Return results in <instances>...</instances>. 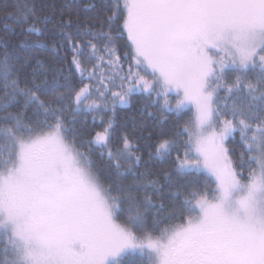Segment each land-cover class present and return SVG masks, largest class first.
Listing matches in <instances>:
<instances>
[{
    "label": "snow or ice",
    "instance_id": "obj_1",
    "mask_svg": "<svg viewBox=\"0 0 264 264\" xmlns=\"http://www.w3.org/2000/svg\"><path fill=\"white\" fill-rule=\"evenodd\" d=\"M10 15L28 24L19 48L30 53L46 47L29 41V33L62 36L81 76L80 58L101 66L98 54L106 53L114 58L109 63L118 61L115 39L126 31L135 65L150 68L153 82L130 66L121 77L123 90L111 93V111L128 105L139 85L155 93L153 104L163 98L161 113L179 116L194 106L195 116L170 134L161 130L150 146L149 161L171 159L175 152L174 170L187 178L177 185L163 172L165 188L136 154L135 122L133 133L122 131L115 147L111 120L84 141L69 124L78 113L100 108L83 103L88 88L77 89L68 77L61 83L62 73L49 81L38 70L40 60L25 71L33 57L20 63L5 42L0 110L7 115L0 136L8 150L0 157V264H125L129 253L138 254V264H264V0H116L102 5L95 24L87 26L69 16L47 27L49 17L29 0ZM226 72L239 75L229 84ZM173 91L180 97L174 105L167 99ZM221 91L227 93L223 103ZM19 96L21 109L8 112ZM68 112L72 119L66 121ZM237 132L242 146L234 163L225 142ZM93 146L117 177L110 183L95 170ZM205 170L215 177L214 191L195 179ZM124 173L132 175L130 183L120 180ZM165 196L173 200L167 209Z\"/></svg>",
    "mask_w": 264,
    "mask_h": 264
},
{
    "label": "trees",
    "instance_id": "obj_2",
    "mask_svg": "<svg viewBox=\"0 0 264 264\" xmlns=\"http://www.w3.org/2000/svg\"><path fill=\"white\" fill-rule=\"evenodd\" d=\"M22 0H0V55L4 52V43H8V51L11 52L13 48L17 50L20 55V63H23L25 55H31L33 58L29 62V66L25 69L27 72L32 71V67L36 65V60L42 62V67L38 70L46 74L47 79L51 81L57 76V73H62L61 83H63L62 77H68L70 82L78 88L87 87L89 90L88 98L83 101L85 105H100L98 110H85L80 112L75 117V125L69 124V127H75L81 134V138L84 141L90 140L93 133L101 131L105 126V123L111 120L114 124L113 141L112 146L115 147L116 141L119 139V135L122 131H127L130 134L133 133V127L135 122V133L131 135V139L134 144L138 145L139 152L137 155H142L144 161H148L151 170L157 173V179L160 184L167 188V182L165 181L162 173L167 172L173 177V181L177 185H183L187 182V178L177 176L174 170V157L175 152L172 153L171 159H161L157 156H153L149 161V152L154 151L153 146L157 140L158 135L163 130L165 133H171L177 129L183 127L184 123L194 118L195 114L192 108H184L180 115L177 116L175 112H163L160 111V106L163 105V98H159L158 104H153L152 101H156L158 98L155 93L149 95L148 91H134L130 95V102L128 105H116L115 113L111 111L112 92H121L123 89L120 87L122 81L121 77L125 76L129 67H132L133 71H139L144 79L150 83L153 82L152 72L143 66L135 65L134 50L131 46V42L127 38L126 31L123 32L119 38L115 39L116 55L119 57L118 61L109 63L114 58L110 57L106 53H99L103 55L104 60L101 66H97L99 61L93 59L88 61L87 58H80L82 60L83 76L71 64L72 51L70 48L63 44L62 36L51 37L48 33L44 35H36L35 33L27 34L29 41L40 40L46 45L43 49H34L30 53L25 49L19 48V43L25 37L21 35L22 29H26L28 24L24 22H17L10 13L16 11L17 5ZM30 3L36 6L37 11L41 16L49 17V24L47 27H51L52 24L57 23L61 19H67L69 16L74 22H79L81 26H87L95 24L97 12L102 5L115 4L116 0H29ZM122 3V0H121ZM122 25V21L119 22ZM37 27L45 28L43 24H37ZM108 26L105 25L103 31H107ZM113 36L116 33L113 32ZM102 43V42H100ZM53 45L56 46L57 51H53ZM97 66V67H94ZM19 67V64H17ZM93 75H89V73ZM238 73L226 72L225 81L231 84L236 79ZM23 75L21 79H23ZM44 77L42 76L41 79ZM102 81V83H101ZM124 87L127 88L128 82L124 81ZM23 87V85H21ZM100 92L104 95L100 96ZM221 102L226 99L227 93L220 92ZM167 99L174 105L176 100L179 99L176 95L169 94ZM18 103H13L8 112L15 113L21 109L23 105V96L17 97ZM230 105L231 100H227ZM106 105L108 107H106ZM31 115V112L28 113ZM7 115V112L0 110V127L6 126L3 123L2 118ZM66 121L72 119V113L65 114ZM231 118V117H229ZM182 140H187V136L181 137ZM227 147L232 150L230 155L234 163L237 160V155L241 151L242 141L239 133H235L229 137L226 141ZM8 145L0 136V157L7 154ZM80 150L85 154H89L88 147H81ZM135 151V149H133ZM99 149L95 146L92 147L90 152V159L94 162L95 170L100 176L102 182L105 184L112 182L117 177L113 171L107 168L108 159L107 156H101ZM143 165L139 170H142ZM238 171L240 169H237ZM245 175H247V165L244 166ZM133 177L129 173H124L120 177L123 183H130ZM198 184H207L211 190H215L216 182L206 172H202L196 178ZM176 189L173 188L174 192ZM160 201H156L159 203ZM163 203L167 207L173 203L170 196H165ZM156 210L152 209L151 214L155 215ZM167 210L160 213V218L163 219L167 216ZM123 216L120 217L119 222H122ZM170 223L172 221H169ZM179 222V221H176ZM140 257L138 254L129 253L124 257L125 264H138Z\"/></svg>",
    "mask_w": 264,
    "mask_h": 264
},
{
    "label": "rangeland",
    "instance_id": "obj_3",
    "mask_svg": "<svg viewBox=\"0 0 264 264\" xmlns=\"http://www.w3.org/2000/svg\"><path fill=\"white\" fill-rule=\"evenodd\" d=\"M141 66H143V67H145L146 69H148V70H150L151 71V69L150 68H147V66L146 65H141ZM152 72V71H151ZM171 94H173V95H175V92L173 91ZM180 98V97H179ZM185 108H192L193 109V111H194V114H195V108H194V106H188V107H185ZM225 146L227 147V145H226V142H225ZM204 172H206L207 173V171L205 170ZM208 175H210L214 180H215V177L214 176H212L211 174H209V173H207ZM119 222V221H118ZM137 242H140V241H137Z\"/></svg>",
    "mask_w": 264,
    "mask_h": 264
}]
</instances>
